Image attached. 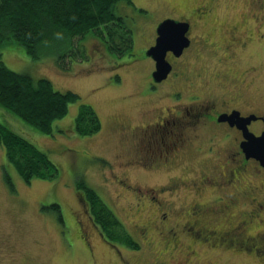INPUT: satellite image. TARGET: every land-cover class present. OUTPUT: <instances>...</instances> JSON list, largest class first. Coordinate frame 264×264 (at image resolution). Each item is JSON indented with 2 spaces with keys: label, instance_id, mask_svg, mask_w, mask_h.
<instances>
[{
  "label": "rangeland",
  "instance_id": "374dc122",
  "mask_svg": "<svg viewBox=\"0 0 264 264\" xmlns=\"http://www.w3.org/2000/svg\"><path fill=\"white\" fill-rule=\"evenodd\" d=\"M200 1L132 0L133 5L119 2L115 12L133 31L132 57L110 54L105 45L90 34L80 42L86 58L65 56L62 67L57 57L70 54L67 41L43 47L38 51L37 59L28 56L21 46L6 42L0 45V60L9 70L34 80L46 79L56 91H71L79 96L77 102L69 104L65 116L53 123L50 135L0 107V123L46 153L59 169L52 180L32 179L27 183L6 163L4 149L0 146V264L154 262L150 254L153 250L145 252V248L124 250L119 262L99 243L90 256L81 251L80 243L74 249L69 245L64 247L54 224L59 225L58 216L62 215L71 225V239L76 241L73 216L83 222L85 219L80 210V203H86L85 195L76 189L80 179L100 195L128 232L133 220L136 223L147 219L158 221L152 203L155 195L173 211H186L194 201L213 205L221 196L214 189H206L199 195L193 189H181L176 193H160L159 189H154L165 185L170 177H191V170L197 172L209 168L214 163L204 151L209 143L204 142L201 155L196 154L199 150L194 146L181 154L174 167L167 168L156 166L158 154L152 153V145V150L146 145L149 132L141 141L130 137L134 127H142L153 119V112H150L153 108L172 104V101L160 102L154 96L142 95L153 69L146 50L151 44L155 25L165 18L187 16L192 7L198 8ZM252 2L254 0H215L209 21L205 25L200 23L193 31L194 37L200 40H193L195 44L183 58L186 73L194 80L191 88L177 82L173 84L174 89L168 85L164 90L183 88L186 96L191 93L218 99L232 96L239 102L242 99L238 96L245 95L253 110L264 112V43H256L250 36L235 50L237 55L232 58L223 50L229 31L246 33L250 29L248 24L242 25L241 18L250 15ZM77 43L74 40V44ZM188 102L184 99L185 105ZM81 103L91 105L99 116L101 130L97 134L81 136L75 132L74 120ZM165 143L168 145V141ZM227 143L230 142L218 141L216 144L225 147ZM158 144V151H162ZM215 154L214 149L211 155ZM125 181L141 189H124L122 182ZM138 198L142 200L140 209L136 208ZM242 204L240 201L237 207ZM246 207L245 204L241 206ZM175 223H179L178 219L171 218L166 225L158 223V226L161 230L164 227L172 229ZM152 237L158 238L155 233ZM259 239L264 240V236ZM181 240L178 249H155L157 253L160 251L165 264H264V254H241L202 244L193 246L194 255H190L185 248L190 240L185 236ZM104 242L115 247L113 243Z\"/></svg>",
  "mask_w": 264,
  "mask_h": 264
},
{
  "label": "flooded vegetation",
  "instance_id": "af4514ba",
  "mask_svg": "<svg viewBox=\"0 0 264 264\" xmlns=\"http://www.w3.org/2000/svg\"><path fill=\"white\" fill-rule=\"evenodd\" d=\"M214 2L215 0H201L197 4L198 8L192 7L187 16L165 18L188 23L187 37L190 44L179 56H175L172 52L167 53L166 59L171 65V71L167 78L159 83L152 80L154 62L151 60L153 69L149 72V80L142 95L154 96L160 102L172 101V104L153 108L150 111L153 112V119L142 127H134L130 137L141 141L144 134L149 132L146 136L149 142L146 145L148 149H151L152 145V153L158 154L156 166L167 168L174 167L181 154L192 150L194 146L196 150H199L196 154L201 155L203 145L209 143L204 149L214 162L208 166L209 168L197 172L193 169L191 177L189 175L170 177L165 185L154 189H159L160 193H176L181 189H193L197 195L206 189H214L221 196L214 201L213 205L194 201L186 211L184 209L173 211L158 200L156 195L153 196L152 203L158 221L147 219L136 223L134 222L136 220H133L129 232L123 226L139 246L134 251L141 248H145V252L153 250L150 254L154 262L150 260L148 264H165L160 251L157 253L155 249L164 251L178 249L182 243V236L190 240V243L185 246L186 252L190 255H194L192 248L196 244L210 248L232 249L241 254L249 253L254 256L256 253L264 254V240L259 239L264 236V165L259 156L247 158L242 149L246 136L250 137L252 134L258 137L264 133V112L253 110L251 108L253 106L245 95L238 96L242 99L239 102L232 96L221 99L195 93L186 96L183 88L182 90H164L168 85L174 89L176 86L173 84L177 82L186 83L187 87L191 88L194 80L186 73L183 58L195 44L193 40H200L194 37L193 31L200 27V23L205 25V22L209 21ZM252 7L250 15L241 18L243 26L248 24L250 28L247 29L248 32L229 31L228 42L224 43L227 45H224L223 49L228 57H235L237 55L235 50L241 47L250 36L256 43L257 41L264 43V0H254ZM159 23L153 29L151 44L148 48L156 42ZM251 68L255 67L251 66ZM184 99L189 101L187 105L184 104ZM123 137L128 139L125 133ZM164 141H168V145L164 144ZM218 141L230 143H227L225 147H219L216 144ZM158 143L161 144L162 151H158ZM214 149L216 154L211 155ZM124 175L127 181V175ZM126 181L122 182L124 189H141L127 184ZM240 201L247 207L244 209L241 208L242 205L237 207ZM141 204L142 200L138 198L136 208L140 209ZM80 205L85 219L83 222L75 215L73 216L76 241L70 236L71 225H68L62 215L58 216L59 225L55 223L54 226L58 230L61 243L64 247L69 245L73 249L76 248L77 243H80L81 251L88 256L94 253L99 243L120 262L123 251L128 248L120 241L113 242L115 247H109L104 242L109 243L108 238L94 222L89 203L86 201ZM170 217L177 218L179 223H175L172 229L164 227L161 230L158 223L166 225L171 220ZM152 233H155L158 238L154 239ZM142 253L144 254V251Z\"/></svg>",
  "mask_w": 264,
  "mask_h": 264
},
{
  "label": "trees",
  "instance_id": "16d2710c",
  "mask_svg": "<svg viewBox=\"0 0 264 264\" xmlns=\"http://www.w3.org/2000/svg\"><path fill=\"white\" fill-rule=\"evenodd\" d=\"M119 2L133 5L132 0H0V45L6 42L21 46L28 56L37 59L43 47L67 41L70 54L57 57L62 67L65 56L86 58L80 42L90 34L110 54L132 57L133 31L115 12ZM78 100L77 94L56 91L48 80H34L13 72L0 60V107L40 132L50 135L53 123L65 116L69 104ZM74 130L81 136H92L101 130L100 118L91 105H79ZM0 146L6 163L25 182L52 180L58 175V166L46 153L1 123ZM76 189L85 195L95 224L110 243L120 241L129 250L138 249V244L94 189L82 179L76 182Z\"/></svg>",
  "mask_w": 264,
  "mask_h": 264
},
{
  "label": "water",
  "instance_id": "95a60500",
  "mask_svg": "<svg viewBox=\"0 0 264 264\" xmlns=\"http://www.w3.org/2000/svg\"><path fill=\"white\" fill-rule=\"evenodd\" d=\"M188 31V23L173 19H165L158 24L156 42L146 50V56L154 62V71L151 74L153 82L159 83L166 79L171 71V65L166 59L167 53L172 52L179 56L189 46ZM250 135L246 136L242 149L247 158L259 156L264 165V133L258 137Z\"/></svg>",
  "mask_w": 264,
  "mask_h": 264
}]
</instances>
